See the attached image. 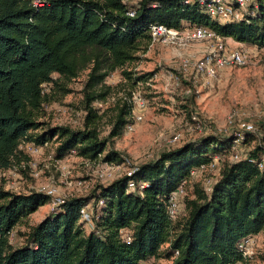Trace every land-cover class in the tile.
<instances>
[{"label": "trees", "instance_id": "obj_1", "mask_svg": "<svg viewBox=\"0 0 264 264\" xmlns=\"http://www.w3.org/2000/svg\"><path fill=\"white\" fill-rule=\"evenodd\" d=\"M252 5L251 16L219 22L186 0H44L37 8L29 0H0V170L29 160L20 143L51 140L57 159L74 150L83 159L122 162L107 144L128 121L132 90L115 106L107 136L99 137V117L90 104L108 93L105 77L120 69L133 86L152 75L132 78L122 69L147 48L151 24L203 27L222 39L264 47V0H253ZM130 11L132 15H126ZM84 70L83 127H50L41 121L43 105L50 99L44 86L66 92V83ZM241 133L244 145L256 138ZM231 139L230 134L192 139L134 166L129 176L98 184L88 195L64 198L18 233L17 245L9 240L12 228L49 198L0 187V264H136L150 257L170 259L169 264H246L248 258L237 243L264 231V165H256L264 158V147L255 144L245 158L229 161L225 156ZM213 155L220 167L205 192L199 181H190L189 172L208 164ZM128 179L143 182L142 196L125 191ZM180 184L190 191L181 211L169 218L165 200ZM85 203L92 211L87 231L78 214ZM120 229L129 235L128 242L120 239Z\"/></svg>", "mask_w": 264, "mask_h": 264}, {"label": "rangeland", "instance_id": "obj_2", "mask_svg": "<svg viewBox=\"0 0 264 264\" xmlns=\"http://www.w3.org/2000/svg\"><path fill=\"white\" fill-rule=\"evenodd\" d=\"M136 2L137 0H128ZM189 28V27H184ZM230 47H237V42L224 39ZM212 41H188L183 46L155 42L144 51L136 53L137 60L122 69L129 71L132 78L151 73L144 82L132 86L130 81L116 69L105 77L103 83L109 87L108 93L101 101L90 104L98 115L95 123L99 137H106L111 126L115 106L127 97L128 91H138L144 99V108L140 111L142 121L131 131L122 133L108 141L107 147L118 152L123 161L121 168L114 175L130 170L134 166L156 158L162 151L182 145L183 143L205 135L225 136L230 127L227 116L235 112L236 120L251 123L255 127L254 141L241 145L236 156L246 155L255 144L264 147V57L251 45L248 47L246 62L239 66L219 71L214 78L197 77L191 63L201 58L210 48ZM187 60L184 62L183 60ZM86 70L67 82L63 92L54 85H45L49 101L43 105L41 121L48 126L63 125L72 129L83 127L86 111L84 106V82ZM55 77V75H54ZM172 77H175L172 78ZM187 89L189 91L187 92ZM195 115L202 126H196L190 120ZM53 140L48 141L36 154H28L27 165L19 169L11 168L0 172V187L14 193L34 191L40 185L51 184L61 197L84 196L91 193L98 184L108 183L104 178L103 166L85 163L83 158L65 155L60 159L54 157ZM225 158L231 160V154ZM220 161L210 172L196 174L190 181L211 182L217 176ZM31 172L36 173L35 176ZM192 183L188 185L191 187ZM187 187V186H186ZM185 188V193L190 187ZM54 207L50 203L39 206L22 224L11 230V243L20 242L18 233L38 223ZM90 223L84 224L89 229ZM252 247L246 264H264L261 255L264 251V231L252 236ZM162 245L161 250L165 249ZM164 257L146 259V264H169Z\"/></svg>", "mask_w": 264, "mask_h": 264}, {"label": "built area", "instance_id": "obj_3", "mask_svg": "<svg viewBox=\"0 0 264 264\" xmlns=\"http://www.w3.org/2000/svg\"><path fill=\"white\" fill-rule=\"evenodd\" d=\"M128 1V0H123ZM253 0H186V2H196L203 7L204 11L213 19H216L219 22H232L243 19L245 16H251L254 12L255 5L250 6ZM30 5L33 8L40 7L44 0H29ZM129 2V1H128ZM126 15L131 16L132 12H127ZM149 34V44L151 45L155 42L175 44L177 46H183L188 41H212L210 48L205 52V54L191 63V68L193 70L194 76L193 79L203 76L208 78H214L217 76L219 71L223 69H229L233 67H239L246 62L248 56V47H252L253 51L258 50L264 57V47H256L251 45L248 47H243L241 43H237V47L228 46L224 39L216 35L214 32L207 28L203 27H191V28H167L162 24H151L148 29ZM187 62V60H183ZM175 79V77H172ZM189 89H187V92ZM131 101V110L128 117V121L125 123L123 130L131 131L137 123L142 121V116L140 111L144 108L145 102L141 97L138 91H131L130 95ZM190 120L195 123L196 126H202L203 123L198 120L195 115L190 116ZM227 125L230 127V131L226 133L227 135H232L231 143L229 146V156L231 154V160L235 161L241 158H245L246 155L236 156V151L243 144L242 133L241 131H246L251 134H255V127L251 123H246L245 121L239 122L236 120V113L232 112L227 116L226 119ZM204 126V125H203ZM209 134V133H208ZM48 141H44L40 144H34L32 142L20 143L19 148L22 149L27 154H36L43 147L47 146ZM74 154V150H69L67 155ZM85 163H93L103 166L104 172L102 176L104 178H109L110 180L114 179L115 171H118L121 168V163L115 162H103L100 160H89L82 159ZM218 156L213 155L208 164H200L199 166L192 168L189 172L190 177H194L196 174H201L203 172L213 171L215 168L216 162H218ZM28 163H20L18 166H12V170L19 169L20 167L26 166ZM258 168H261L264 165V158H261L256 164ZM130 170L122 173V175L129 176L132 172ZM2 170H0L1 172ZM32 176H35L36 173L31 172ZM211 182L204 181L201 186L205 192H208L210 189ZM143 182L134 181L128 179L125 185V191L135 192L139 196H142ZM46 195L49 198L51 206L56 207L63 202L64 197H61L56 193L54 187L47 183L45 185H40L34 189V191ZM185 188L183 184H180L173 191H171L166 197V214L169 218H174L183 207V197L185 196ZM97 206L102 204L101 200L97 201ZM79 220L86 223L91 221V205L90 203H85L80 206L78 210ZM96 217V216H95ZM119 237L121 240L128 242L129 235L124 229L119 230ZM11 241V235L9 236ZM252 237H244L237 243L238 249L241 251V255L244 258L249 257V252L252 247ZM176 254V252H174ZM136 264H146V259H140Z\"/></svg>", "mask_w": 264, "mask_h": 264}]
</instances>
